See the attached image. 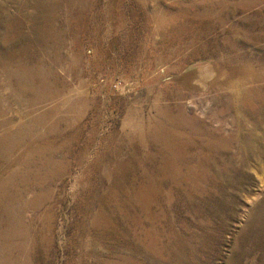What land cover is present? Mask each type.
<instances>
[{
	"label": "rangeland",
	"instance_id": "374dc122",
	"mask_svg": "<svg viewBox=\"0 0 264 264\" xmlns=\"http://www.w3.org/2000/svg\"><path fill=\"white\" fill-rule=\"evenodd\" d=\"M0 264H264V0H0Z\"/></svg>",
	"mask_w": 264,
	"mask_h": 264
}]
</instances>
